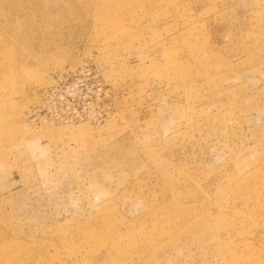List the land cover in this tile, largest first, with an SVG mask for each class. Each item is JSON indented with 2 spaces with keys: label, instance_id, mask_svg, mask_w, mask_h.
I'll return each instance as SVG.
<instances>
[{
  "label": "rangeland",
  "instance_id": "rangeland-1",
  "mask_svg": "<svg viewBox=\"0 0 264 264\" xmlns=\"http://www.w3.org/2000/svg\"><path fill=\"white\" fill-rule=\"evenodd\" d=\"M0 264H264V0H0Z\"/></svg>",
  "mask_w": 264,
  "mask_h": 264
},
{
  "label": "built area",
  "instance_id": "built-area-1",
  "mask_svg": "<svg viewBox=\"0 0 264 264\" xmlns=\"http://www.w3.org/2000/svg\"><path fill=\"white\" fill-rule=\"evenodd\" d=\"M80 85H84L80 80H67L59 87L50 88L44 109L48 113L56 114L66 124L89 118L94 110L95 100L101 99L102 87L97 88L94 97L88 88L79 87Z\"/></svg>",
  "mask_w": 264,
  "mask_h": 264
}]
</instances>
